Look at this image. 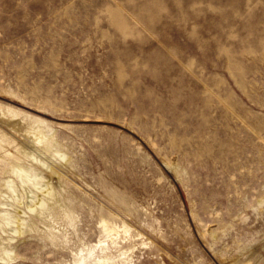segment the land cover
Masks as SVG:
<instances>
[{"label":"rangeland","instance_id":"1","mask_svg":"<svg viewBox=\"0 0 264 264\" xmlns=\"http://www.w3.org/2000/svg\"><path fill=\"white\" fill-rule=\"evenodd\" d=\"M26 167L53 215L28 209ZM11 249L0 264H264V0H0Z\"/></svg>","mask_w":264,"mask_h":264},{"label":"bare ground","instance_id":"2","mask_svg":"<svg viewBox=\"0 0 264 264\" xmlns=\"http://www.w3.org/2000/svg\"><path fill=\"white\" fill-rule=\"evenodd\" d=\"M8 113L10 114L9 116L10 117H17L19 115L18 112H13L12 110H8ZM2 116H5V113L2 111ZM9 117V118H10ZM13 122V121H12ZM43 122L41 121H37L36 126H33L32 128V132L34 133L35 135V140L36 142L38 143H42L43 139L46 140L45 138H47L48 140V137L51 135V134H47L43 131V129L40 127V125L42 124ZM8 125H11L14 129H18L19 125H20V122H14V123H11V124H8ZM30 131V130H29ZM52 136V135H51ZM45 145V149L46 150H50V149H53L55 152H57L61 157L65 158V155H63L61 153V151L57 150L55 147H53V144L49 143V142H46V144L44 143ZM25 156L27 158H31L32 161H36V159L33 157V155L31 154H28V153H24ZM40 164L42 166H46L45 163H41ZM38 172V169L37 168H34V167H26V168H21V174L23 173L24 176H20V179L22 181V184L26 187V189L30 188L29 185L33 186V187H37V188H42V194H38L34 197V205H29L28 206V209L36 214L38 213H48V214H52L53 213H56L58 211L57 209V204L59 203V199L57 197V191H55L51 184L50 183H45L44 182V177H41L39 175H37L36 173ZM22 174V175H23ZM31 174V175H30ZM54 174V173H53ZM55 174L57 175V173L55 172ZM33 179V180H32ZM30 182H32L30 184ZM8 188L13 192V193H16L17 195V190L15 188V182L14 180H8L7 181V184ZM2 213V212H1ZM65 214H67V212H65ZM3 215L5 217V220L7 222V225L10 224V222H14L17 224V228L15 229V232L19 233L21 232V228L23 227L21 224L23 223L22 219L18 217H13V213L9 212V211H5L3 212ZM12 220V221H11ZM30 227H32V225H30ZM107 230V236L110 237L112 236V231ZM101 243V241H100ZM100 246H104V244L100 245ZM12 249L11 250H4L3 254L5 256L8 257L5 258L2 257L0 258L1 260L3 261H6V260H9V259H12ZM112 258L109 257V256H105V257H101L98 262L99 264H107L106 262L110 261Z\"/></svg>","mask_w":264,"mask_h":264}]
</instances>
